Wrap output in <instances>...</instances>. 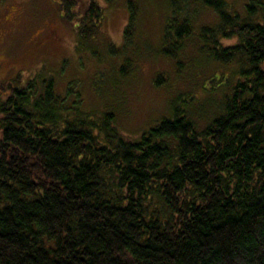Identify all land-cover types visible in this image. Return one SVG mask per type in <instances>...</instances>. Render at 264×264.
Masks as SVG:
<instances>
[{"label": "trees", "instance_id": "16d2710c", "mask_svg": "<svg viewBox=\"0 0 264 264\" xmlns=\"http://www.w3.org/2000/svg\"><path fill=\"white\" fill-rule=\"evenodd\" d=\"M54 1L96 38L98 2ZM196 1L220 17L197 34L207 56L239 63L203 130L178 117L130 138L50 78L0 85V264H264V0L245 18ZM171 8L162 53L177 58L195 29Z\"/></svg>", "mask_w": 264, "mask_h": 264}, {"label": "rangeland", "instance_id": "374dc122", "mask_svg": "<svg viewBox=\"0 0 264 264\" xmlns=\"http://www.w3.org/2000/svg\"><path fill=\"white\" fill-rule=\"evenodd\" d=\"M90 1L76 0L74 12ZM95 1L103 22L94 40L82 41L75 19L65 21L54 0H0V85L50 78L68 105L78 96L93 117L113 114L116 127L130 138L164 119L185 117L198 130L209 126L239 66L211 59L198 39L202 27L220 25L218 14L196 0ZM225 1L231 14L246 17L250 0ZM171 5L182 8L176 17L192 20L195 29L182 40L177 58L162 53Z\"/></svg>", "mask_w": 264, "mask_h": 264}]
</instances>
